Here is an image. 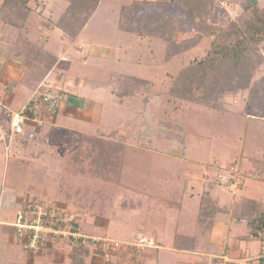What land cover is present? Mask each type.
Listing matches in <instances>:
<instances>
[{
  "label": "rangeland",
  "instance_id": "rangeland-1",
  "mask_svg": "<svg viewBox=\"0 0 264 264\" xmlns=\"http://www.w3.org/2000/svg\"><path fill=\"white\" fill-rule=\"evenodd\" d=\"M42 1L49 6V3L53 0ZM57 1L60 2V0ZM133 1L135 2V0H101L94 13L82 26L79 36L75 40L67 39L59 44L58 54H64L66 61L69 62L64 69L65 73L63 72L68 75V80L61 85H52L50 82L42 85L53 89H57V87L65 88V101L68 98L67 89L71 88L76 89L80 94L90 96L95 101L96 107L93 120L86 118L72 120L74 126L82 131L95 135L104 132L109 137L112 128L136 118L145 110L147 111L145 114L148 115L151 121L168 120L181 124L186 131L187 139L184 144L174 146V148H183L184 155L182 157L154 151L148 148L146 142L137 146L127 141L120 176L121 184L115 186V192L118 194L116 203H119L123 198L128 200L130 196H135L138 199L140 198L139 204L142 202L141 206L143 205V207L142 210L137 209L126 213L119 220L110 218L111 216L96 215L94 217L90 214L92 212L86 215L88 227L81 233L88 236L91 248L98 251L103 250L99 254L102 260L112 258L114 254H122L120 257H123L129 252L133 259L136 258V248L143 250L144 248L154 247L159 243V240L154 236L156 231L161 230L162 232L159 231L162 234L161 237L163 239L168 238L169 230L172 228L170 225L173 226V222H176V220L170 216L162 217L159 210L160 203H157L161 199L182 201V209L178 218V231L193 234L196 231V217L203 191L208 190L212 194L218 195L222 205H231L234 193L237 197L242 195L259 200L264 198V191L258 192L259 189L251 191L244 189L234 193L229 189V186H232L233 190H237L239 188V182L236 181L238 177L247 176L238 167L239 163H247L251 158H261L264 152V123L251 118L246 103V94L239 97L226 95L223 100L225 105L227 103L225 110L212 109L178 99H168L167 92L171 77L175 76L194 59L204 56L209 47L210 39L205 38L201 44L191 50L166 61L164 58L166 43L164 40L149 36L141 37L118 28L120 9ZM66 2L67 0H63L62 3L67 5ZM231 2L225 6L227 10L224 14L228 15H222L221 20L223 21H227V17L234 18L238 16L243 8L250 7L253 4L263 6V2L258 0H235ZM212 4V11L217 12L219 5L216 2ZM220 9L223 10L221 7ZM157 10L158 8L153 6V8L143 11L142 16L157 12ZM53 11L51 20L55 22L56 20L53 18L61 10L55 7V11ZM63 16H65V11L58 21L60 25L63 24ZM37 18L36 14H31L28 22L29 29L27 27L26 31L31 30L32 34L40 36V26L37 24ZM50 27L49 24L44 26L47 35H44L42 49L43 46L55 47L57 34H53L54 29ZM49 32L52 33L49 34ZM33 45H35L34 41ZM261 48L264 53V44ZM113 72L152 80L155 83L154 92H160L162 95L160 101L149 104L146 108L142 107L140 101L135 98H127L121 101L109 89L108 84ZM64 74L62 75L64 76ZM81 79L89 80V82L80 86ZM93 83L96 85H93ZM77 86L79 87L77 88ZM30 98L27 103H29ZM27 103L15 112L20 111ZM51 132L50 129H46L47 137L51 136ZM90 133H82L78 136L76 142H71L73 149L79 147L82 135ZM5 140L6 144L1 143L0 146V162H8V158L11 156L9 178L7 180L9 182L13 178V175H11L14 170L13 162L21 160L28 162L23 169L31 172L33 167L29 161L32 160V156L30 153H14L12 147L7 146L8 140ZM160 144L168 146L165 141ZM33 147L44 152L42 157L46 159V162L44 164L38 160L39 165L37 168L45 173L46 182L49 183L48 189H56L58 186L57 188L60 191L62 182L58 185L57 180L59 179L61 167L58 169V164L55 163L53 168L51 159L47 155L48 150H50V139L42 145L33 143ZM71 151L70 149L64 154L56 155L61 166L65 164V159L68 154L70 156ZM47 166L50 168H48L49 170ZM1 173L0 170V188L4 178V173H2L3 177ZM24 177L18 175L16 180H23ZM89 179V184L82 190L92 189L93 185L97 189L100 188V186H97L98 183L92 184L91 178ZM194 179L200 182L204 180L201 188H198L197 180ZM190 181H192V187ZM208 181L217 182L219 185L211 189L208 187ZM226 184L228 185L226 186ZM81 187H84V185ZM111 187L109 185V188H105L110 191L108 194L112 193ZM81 193L83 194V191ZM38 199L47 202L51 197L48 195L37 197L32 201ZM84 201L86 202L85 198ZM55 202L52 204L62 212L65 219L76 218L80 224L82 223L78 207H73L76 212L66 211L59 208L56 205L57 202ZM107 210L112 211L111 208ZM224 217L225 215H218L217 217L211 251L215 253L224 252L221 257L227 260L226 264H229V262L230 264H249V259H238V257L228 254L227 251L230 253L231 250L226 249L228 246L227 238L229 241L236 239L238 236V238L246 239L250 231L248 225L235 224V220H233L229 229V226H226L229 225L228 222L223 220ZM246 245L249 248H243V253L247 252L248 255L256 256L262 253L260 241L250 240ZM159 250L158 256H154L157 263L152 264H178V262L187 261V258L192 255L189 254L190 252H174L166 247H160ZM128 257L126 255L124 260L128 261ZM243 257H247V255H243ZM195 258H199V256ZM208 260H210L209 257H207ZM121 263L126 264V261L122 260ZM194 263L203 264L196 261ZM111 264H113V261H111ZM207 264H211V262L209 261Z\"/></svg>",
  "mask_w": 264,
  "mask_h": 264
},
{
  "label": "trees",
  "instance_id": "trees-1",
  "mask_svg": "<svg viewBox=\"0 0 264 264\" xmlns=\"http://www.w3.org/2000/svg\"><path fill=\"white\" fill-rule=\"evenodd\" d=\"M258 1H262L263 6L253 4L243 8L238 16L227 17L228 20L223 21L222 15L226 13L225 6L231 3L230 0H135L120 9L118 28L141 37L164 40L166 61L191 50L205 38L210 39L204 56L194 59L171 77L168 99L225 110L223 100L226 95L239 97L246 94L251 116L264 119V53L261 48L264 44V0ZM37 2L5 0L3 11L11 10V22L18 24L14 19H24ZM100 2L101 0H67L63 24L58 25L66 35L78 37L82 26ZM215 2L223 10L213 12L212 3ZM153 6L158 8L157 12L142 16L143 11ZM108 85L121 101L135 98L144 108L160 101L162 96L160 92H154L155 83L152 80L119 72L112 73ZM146 112L145 110L136 118L112 128L109 137L82 135L79 147L69 156L58 199L78 207L82 219L92 212L90 214L94 217L111 216L110 218L119 220L132 210H142V202L139 204L140 198L135 196H130L128 200L123 198L116 203L118 194L115 186L121 184L127 141L133 144L146 142L148 148L181 157L184 155L183 148H174L175 145H183L187 139L184 127L168 120L153 122ZM162 141L168 146L161 145ZM252 168L256 172L255 177L264 181V154L253 161ZM89 178L92 184L98 183L100 188L93 185L92 189L82 190L89 184ZM109 185L112 186L111 194L105 189ZM106 202L108 203L105 205ZM49 203L52 205V202ZM157 203H160L162 217L170 216L178 220L181 210L179 200L161 199ZM243 203L240 217L250 227L249 237L259 240L263 246L258 260L251 259L248 262L264 264V205L251 199H246ZM108 208L112 211L107 210ZM220 209L218 200L209 191H204L200 199L196 233L193 236L179 234L174 224L169 231L170 244L174 248L192 252L204 249L206 243L202 241L212 231L214 216ZM68 222L74 229L83 231L76 218L68 219ZM154 236L158 239L159 234L154 232ZM71 245L76 262L85 264L84 260L90 254L91 246L88 237H80ZM221 263L223 258L216 257L214 264Z\"/></svg>",
  "mask_w": 264,
  "mask_h": 264
},
{
  "label": "crops",
  "instance_id": "crops-1",
  "mask_svg": "<svg viewBox=\"0 0 264 264\" xmlns=\"http://www.w3.org/2000/svg\"><path fill=\"white\" fill-rule=\"evenodd\" d=\"M230 1H235V0H230ZM4 2L5 0L0 2V146L1 143L6 144L5 139H7L8 140L7 146H11L14 153H18V152L30 153L32 156V160H31L32 162L31 161L29 162L30 164H32L33 170L29 172L23 169L28 163L24 160L14 161L13 162L14 170L11 172L13 178L11 181L8 182L7 180L9 178L11 156H9L8 162L7 161L0 162V170L2 171V173H4L3 184L2 187L0 188V217L3 221V224L1 225L0 228V264H78L76 262V259H74V252L72 245L64 246L61 248L53 243H46L36 251L25 250L21 245V242L18 239L13 226L10 223L13 221L17 210L25 202L32 201L37 197H43L47 195L51 197V199L49 201L47 200V202L54 203L56 201L57 202L56 205L59 208H62L63 210L65 209L66 211L70 210L71 212L72 211L76 212L75 208L73 209V207L75 206L66 204L58 199V193H59V189L57 188L58 186L56 187V189H51L52 191L48 189L49 183L46 182L47 178L44 176L45 173L41 172V170L37 168L39 162L42 161L44 164L46 162V159L42 157L44 152L37 149L36 147H33V143H36V145L38 144L42 145L44 142H47L48 139H50V150H48L47 155H49L51 159L53 168L55 163L58 164V169L61 167V172H59L60 175L58 173L59 179L57 180L58 185H60V182L63 178L64 168L69 158V154L66 157L64 162L65 164L63 166H61V164L57 160L56 155L64 154V152H66L67 150L69 151L70 149L72 150L70 152L72 154L77 149V147L73 149L71 142L73 141L76 142L78 136H80L82 133H90L77 129L72 123V120L80 119V118L92 119L93 113L95 111L96 103L90 96H85L83 94H80L77 92L76 89L75 90L73 88L67 89L68 98L61 105V107L58 109L56 113L50 114L45 110L41 109L38 112L36 119L26 120L22 132H13L11 130V115L28 102L34 90H36L41 85H45L46 83L49 82L52 85L53 84L61 85L66 80H68L69 77L68 75L64 74L65 73L64 69L66 68L69 62L66 61V57L64 54L61 53L58 54L59 52L58 47L63 40H67V39L75 40L77 37L74 38L72 36L66 35L64 29L58 25V21L60 20L66 9V4L62 3L63 0H60V2L57 0H53L49 3V6L46 2L42 0H38L37 3H34L35 8L29 11L24 17V19L21 18L14 19L18 24H14L13 22H11V10L3 11ZM55 7L60 8L61 11L55 16V18H53L56 20L55 22H53L51 20V14L53 10L55 11ZM46 11H48V13L50 12L51 13L48 14L46 13ZM32 13L36 14L38 17L37 24H39L40 26V33H41L40 36L36 34H32L31 30L26 31L27 27L29 29L28 22L30 20V16ZM45 24H49L54 29L53 34L55 33L57 34V37L55 36L57 39H56L55 47L43 46L42 49L41 47L43 45L44 35H47V33H45L44 30ZM50 33L52 32H49V34ZM33 41L35 42V45H33ZM79 49L81 48L79 47ZM61 51L64 52L65 50H61ZM62 74H64V76ZM88 82L89 80L81 79L79 85L83 86L84 83H88ZM93 85L96 84L93 83ZM78 87L79 86H77V88ZM234 97H238V96H234ZM245 113L247 112L245 111ZM251 118L255 120L258 119L264 123L263 118H255L253 116ZM46 129L48 130L50 129L52 131L51 136L47 137L45 133ZM90 134L95 135L93 133ZM97 136L107 137L106 133L104 132L97 134ZM135 145L139 146L141 144H135ZM152 150L166 153L164 151H158L155 149ZM166 154L171 155L170 153H166ZM263 154L264 152L262 153V156ZM14 157L17 158L16 156ZM255 159H259V158L258 157L251 158V160H248V162L246 161L247 163L238 162L239 163L238 167L241 169L242 172H245L247 176H242L241 178L238 177L236 181L239 182L238 185L239 188H237V190L236 189L233 190L232 186H229L231 192L234 193L244 189L248 191H251L253 189H259L257 190L258 192L264 191V181L258 180L255 177L256 172L252 168V163ZM38 160L39 162L37 163ZM48 168L49 167L47 166V169ZM244 170H246L247 172ZM46 174L48 173L46 172ZM18 175L19 176L23 175L25 177L23 180L17 181L16 177ZM194 180L196 181L197 179ZM190 182H191L190 185L192 187V181ZM203 182L204 180L202 182L197 180L198 188H201ZM228 184H226V186ZM217 185H219L217 184V182L214 183L213 181H208V187L211 189L217 187ZM210 194L218 200L221 209L214 216L212 231L210 232V234L207 235V238L206 237L204 238L205 241L204 240L202 241L206 243L204 245L205 246L204 249L200 251L192 252V251L174 248L170 244L171 238H169L168 236V238L164 240L161 237L162 234H160L162 231L159 230L161 232L156 231V234H159V236L157 237L158 240H160L158 241L159 243L156 244L154 247L144 248L143 250H140V248H136L137 250H135L136 252L135 255H137V257L134 259L131 257L129 252L128 254L123 255V257H120L122 254H114L116 255V256L114 255L112 256V258L113 257L115 258L114 260L111 257L109 259L102 260V258L99 257V254L100 252H103V250L98 251L95 250V248L93 249L90 247V254L84 260L85 264H111V261H113V264H122L121 263L122 260L126 261V264L157 263V259L154 258V256L156 257L158 256L160 247L161 248L166 247L167 249H171L174 252L183 251L185 253L190 252L189 254H192L187 258V261L178 262V264H196L194 263V261L199 263L201 262L203 264H207L210 261L211 264H214L215 258L222 256V254L224 253L221 251L219 253H215L210 249L212 242L214 241L213 240L214 227L218 215H225L223 220L228 222L227 224L229 225L226 226H229V229L233 220H235V224L241 223L244 225H248L240 217L243 209V201L246 199H251L254 201H258L264 205L263 202L264 198L259 200V199H254L253 197L250 198L242 195L240 197H237L236 193H234L231 205H227V204L222 205L220 202V197L218 195H214L211 192ZM179 201L181 202V209H182V201L181 200ZM198 213H199V209H198ZM198 213H197V217H198ZM81 214L82 213L80 212V215ZM86 221L87 219L86 217H84L81 223V227L83 231H85L86 228L88 227L87 225L88 222ZM178 221L179 219L176 222H173V225L175 224L174 227H176V230L179 234L186 236H193L196 233V231L193 234H186L179 232ZM196 224H197V220H196ZM170 227H173L172 224L170 225ZM160 228L162 229V227ZM196 230H197V226H196ZM238 237L232 241H229L228 238L227 240L224 237L226 241H228L227 242L228 246L226 247V249L231 250L230 253L229 251H227L228 254L234 255L238 257V259L243 258L247 260L248 259L258 260V258L261 256V253H259L256 256L251 254L248 255L247 252L246 253L242 252L243 248H249L246 244H248L250 240H255V239H250L249 235L246 237V239L238 238ZM162 242H164V244ZM262 251H263V246L261 244V252ZM126 255L129 256L128 261L124 260ZM243 255H247V257H243ZM196 256H199V258H195ZM207 257H209L210 260L207 261Z\"/></svg>",
  "mask_w": 264,
  "mask_h": 264
},
{
  "label": "built area",
  "instance_id": "built-area-1",
  "mask_svg": "<svg viewBox=\"0 0 264 264\" xmlns=\"http://www.w3.org/2000/svg\"><path fill=\"white\" fill-rule=\"evenodd\" d=\"M64 89L40 86L25 107L11 115V130L22 132L27 119H36L38 112L43 109L48 113H56L65 102ZM3 221L0 217V228ZM23 248L36 251L46 243H53L59 247L71 245L83 235L64 218L62 212L53 204L43 200L27 201L16 212L10 223ZM227 260L223 258V263ZM230 264V262H229Z\"/></svg>",
  "mask_w": 264,
  "mask_h": 264
}]
</instances>
